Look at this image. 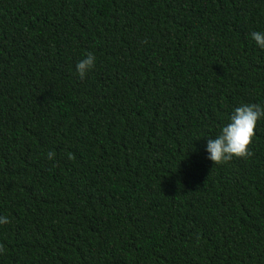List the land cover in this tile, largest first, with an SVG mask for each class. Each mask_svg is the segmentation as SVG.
<instances>
[{
	"label": "trees",
	"instance_id": "1",
	"mask_svg": "<svg viewBox=\"0 0 264 264\" xmlns=\"http://www.w3.org/2000/svg\"><path fill=\"white\" fill-rule=\"evenodd\" d=\"M254 31L264 0H0V264H264V117L206 151L264 107Z\"/></svg>",
	"mask_w": 264,
	"mask_h": 264
},
{
	"label": "clouds",
	"instance_id": "2",
	"mask_svg": "<svg viewBox=\"0 0 264 264\" xmlns=\"http://www.w3.org/2000/svg\"><path fill=\"white\" fill-rule=\"evenodd\" d=\"M250 35L256 45L264 49V32L254 31ZM95 59L92 53H88L76 64V71L81 79L94 66ZM261 117H264V107L259 104H242L235 108L229 117L230 122L221 128L215 138L207 139V159L213 164L221 165L232 160L233 157H251L253 153L249 151V146L256 134V123ZM54 156L55 153L52 151L47 153V158L50 160ZM68 158H73L71 153L68 154ZM7 223H9L8 218L0 216V224ZM0 251H3L2 246H0Z\"/></svg>",
	"mask_w": 264,
	"mask_h": 264
}]
</instances>
